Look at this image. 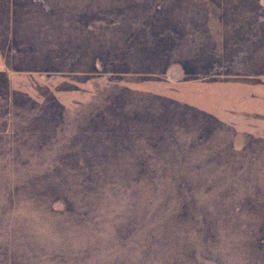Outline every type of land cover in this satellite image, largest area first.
Listing matches in <instances>:
<instances>
[{"label": "rangeland", "instance_id": "obj_1", "mask_svg": "<svg viewBox=\"0 0 264 264\" xmlns=\"http://www.w3.org/2000/svg\"><path fill=\"white\" fill-rule=\"evenodd\" d=\"M0 264H264V0H0Z\"/></svg>", "mask_w": 264, "mask_h": 264}]
</instances>
